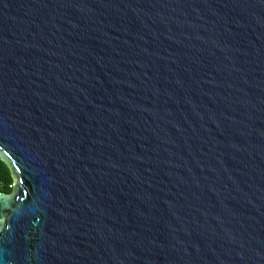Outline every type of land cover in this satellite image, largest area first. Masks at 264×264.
<instances>
[{
    "label": "water",
    "instance_id": "water-1",
    "mask_svg": "<svg viewBox=\"0 0 264 264\" xmlns=\"http://www.w3.org/2000/svg\"><path fill=\"white\" fill-rule=\"evenodd\" d=\"M0 264H264V0H0Z\"/></svg>",
    "mask_w": 264,
    "mask_h": 264
},
{
    "label": "trees",
    "instance_id": "trees-1",
    "mask_svg": "<svg viewBox=\"0 0 264 264\" xmlns=\"http://www.w3.org/2000/svg\"><path fill=\"white\" fill-rule=\"evenodd\" d=\"M0 179L4 183L0 187V191L6 194H11L14 189L15 179L10 165L0 158ZM13 185V186H11Z\"/></svg>",
    "mask_w": 264,
    "mask_h": 264
},
{
    "label": "built area",
    "instance_id": "built-area-1",
    "mask_svg": "<svg viewBox=\"0 0 264 264\" xmlns=\"http://www.w3.org/2000/svg\"><path fill=\"white\" fill-rule=\"evenodd\" d=\"M3 186H4V183L0 179V187H3ZM11 186H13V185H11Z\"/></svg>",
    "mask_w": 264,
    "mask_h": 264
}]
</instances>
